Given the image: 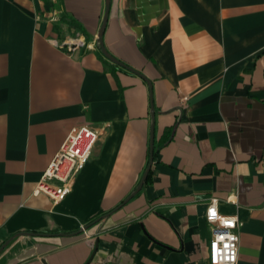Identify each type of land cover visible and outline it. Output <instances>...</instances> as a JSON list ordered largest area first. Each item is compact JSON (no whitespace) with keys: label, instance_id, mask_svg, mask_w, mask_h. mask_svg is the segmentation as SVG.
<instances>
[{"label":"crops","instance_id":"obj_1","mask_svg":"<svg viewBox=\"0 0 264 264\" xmlns=\"http://www.w3.org/2000/svg\"><path fill=\"white\" fill-rule=\"evenodd\" d=\"M106 3L0 0V264H210L212 198L264 264V0H110L104 45L151 85L101 53ZM82 124L71 191L34 194Z\"/></svg>","mask_w":264,"mask_h":264},{"label":"built area","instance_id":"obj_2","mask_svg":"<svg viewBox=\"0 0 264 264\" xmlns=\"http://www.w3.org/2000/svg\"><path fill=\"white\" fill-rule=\"evenodd\" d=\"M57 45L67 52L90 46L82 36H77L71 41L57 42ZM101 135V128L92 124L73 126L42 173L34 194H45L54 202L63 200L71 191L75 177L89 161ZM205 219L211 232L208 246L209 263L238 264L241 222L236 216L220 213L216 198L210 200Z\"/></svg>","mask_w":264,"mask_h":264},{"label":"water","instance_id":"obj_3","mask_svg":"<svg viewBox=\"0 0 264 264\" xmlns=\"http://www.w3.org/2000/svg\"><path fill=\"white\" fill-rule=\"evenodd\" d=\"M109 8H110V0H107V3H106V12H105V16H104V20H103V24L101 26V29H100V32H99V35H98V47L101 51V53L107 58L109 59L110 61L142 76L143 78H145L146 80L147 77L145 75H143L140 71L136 70L135 68L125 64L124 62L120 61L119 59H117L116 57H114L113 55H111L109 53V51L106 49L105 45H104V42H103V35H104V30H105V26L107 24V21H108V16H109ZM149 84L151 85V82L148 80ZM152 117H153V124H152V127H151V139H150V158H149V163H148V166L137 186V188L135 189V191L130 194L123 202L121 205L125 204L126 202H128L135 194H137L143 187L144 183H145V180L147 178V175L149 173V170L153 164V160H154V131H155V126H154V117H155V107H154V104L152 102ZM109 216V214H106L105 217ZM96 248H97V243H96V247H95V250L92 254V256L89 258V260L87 261L86 264H89L95 251H96Z\"/></svg>","mask_w":264,"mask_h":264}]
</instances>
